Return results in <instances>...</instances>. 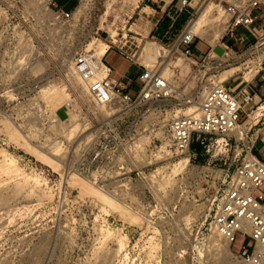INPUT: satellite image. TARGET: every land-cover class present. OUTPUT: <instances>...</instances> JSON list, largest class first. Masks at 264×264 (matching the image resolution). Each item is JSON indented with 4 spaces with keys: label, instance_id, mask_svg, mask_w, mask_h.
Listing matches in <instances>:
<instances>
[{
    "label": "rangeland",
    "instance_id": "rangeland-1",
    "mask_svg": "<svg viewBox=\"0 0 264 264\" xmlns=\"http://www.w3.org/2000/svg\"><path fill=\"white\" fill-rule=\"evenodd\" d=\"M146 2L0 0V264H243L241 233L221 254L224 241L212 223L218 193L203 179L207 165L227 160L232 169L236 152L219 156L214 144L207 152L195 138L188 154L166 156L163 131L168 113L187 115L188 101L200 102L212 81L228 80L239 91L263 80L264 30L233 46L228 59L226 17L218 38L196 37L218 55L192 64L179 35L191 18L190 26L217 15L219 0H191L186 23L165 42L153 35L158 16L142 10ZM127 40L123 51L141 69L165 73L173 97L110 107L90 98L73 70L75 55L89 43L99 51ZM148 43L158 61L147 60ZM181 59L185 67L176 64ZM104 62L113 75L127 68L115 48ZM71 100L70 120L63 108L59 119L57 109ZM257 115L247 121L255 123L252 140L264 132ZM182 158L190 166L176 171Z\"/></svg>",
    "mask_w": 264,
    "mask_h": 264
},
{
    "label": "built area",
    "instance_id": "built-area-1",
    "mask_svg": "<svg viewBox=\"0 0 264 264\" xmlns=\"http://www.w3.org/2000/svg\"><path fill=\"white\" fill-rule=\"evenodd\" d=\"M219 2L229 16L226 34L233 40V44H223V56L229 59L233 46L246 40L243 34H239L240 28L248 29L254 35L264 30V0ZM191 6V0H180L177 12L189 11ZM59 14L69 19L72 12L60 8ZM192 20L193 18L181 31L178 48L185 47L181 50L182 55L192 64H198L190 47L197 37L189 29ZM93 43L97 44L96 41ZM127 43L128 40L118 48L132 59L123 51ZM89 44L75 55L73 70L96 104L107 107L115 103L132 106L138 102L162 101L174 96L173 84L157 67L147 65H143L144 68L137 78L139 88L136 95L132 94L122 81L113 77L112 68L104 62L105 55L112 45H109L103 55H99L96 47L89 48ZM212 53L216 52L212 50ZM21 56L22 53L19 54V57ZM227 81H212L201 93V100L195 113L188 115L175 113L172 116L168 113L163 131L167 151L163 153L166 156L186 155L191 152L195 138L200 140L203 147H208L207 152L214 144L219 149V156L234 149L236 155L232 169L223 166L227 164V160L222 162L219 168L211 165L204 168L203 179L206 187L218 193L213 203L215 205L213 227L216 233L230 242L231 246L239 233L247 237V243L236 251L243 264H264V160L254 152L251 131L255 123L247 124L251 116L257 113V122L264 119V100H257L255 92L248 85L249 81H246L247 85L239 91H235L234 86L228 85ZM71 106L73 102L60 106L56 111L57 117L62 120L58 111L63 108L67 113L64 119L68 120ZM206 136L221 138L211 141Z\"/></svg>",
    "mask_w": 264,
    "mask_h": 264
},
{
    "label": "crops",
    "instance_id": "crops-1",
    "mask_svg": "<svg viewBox=\"0 0 264 264\" xmlns=\"http://www.w3.org/2000/svg\"><path fill=\"white\" fill-rule=\"evenodd\" d=\"M146 1L147 2L145 4V6L142 7V10H144V12H150V14H152L153 17L156 15L158 16V18L156 19V22L152 23L153 28L156 26V29L153 32V35H157L159 39H161L163 42H165V40L171 38V34L177 32V30L173 28V24H174V21L176 20V18L179 16L180 13L177 12V9L173 10L171 8V6L175 0H146ZM147 8H149L150 10H147ZM166 17H167V19H169L170 24L165 29V32L162 35H160L156 30H157L158 26L163 24L162 22L164 21V18H166ZM257 26L260 27V25H257ZM240 29L242 31L241 34H243L246 37V40H249L251 37L254 36V34L250 30L244 29V28H240ZM178 31H181V29ZM190 47L193 51V57L196 60H202L204 58V56L207 53H209V50L211 49L210 45H208V43H206L202 39H198V38L194 39V41L190 45ZM113 48H115L117 50L118 55L125 62H127V68H125L124 72L120 75H113L114 74V71H113V73H112L113 77L119 81H122L127 86V90L130 91L132 94L136 93L137 90H136V88L132 82L135 81L137 86H138V82H137L138 79L137 78H138L139 74L141 73V68L139 67V65L136 61H133L127 55L123 54V52L116 46L110 47V49L107 51V53L105 55V58ZM105 58H104V60H105ZM112 70H113V68H112ZM249 87L252 91L255 92L257 100L258 99L264 100V79L263 80L260 79L257 84H255L254 86H249ZM65 113H66V111H65ZM66 115H67V113H66ZM253 141H254V152H255V154L264 160V132L256 133ZM263 189H264V187H263Z\"/></svg>",
    "mask_w": 264,
    "mask_h": 264
},
{
    "label": "bare ground",
    "instance_id": "bare-ground-1",
    "mask_svg": "<svg viewBox=\"0 0 264 264\" xmlns=\"http://www.w3.org/2000/svg\"><path fill=\"white\" fill-rule=\"evenodd\" d=\"M217 9H218V14L217 15H213L211 14L210 12V15H206L205 17H203L201 19L200 22H193L191 26H189V29L191 30V32L201 38H206V39H209V38H212V37H215L218 38L220 36V30L219 27H221L222 25V21H225L226 17H228L229 19V16L225 13V11L221 8V6H217ZM228 21V20H227ZM224 33V32H223ZM106 52V49H101L98 51L99 55H103L104 53ZM147 60L148 61H158V55L156 53V50H155V46L153 43H148L147 45ZM227 58V57H226ZM175 63V62H173ZM176 64L179 66H182V67H185V63H184V60L181 59L180 61L176 62ZM176 65V66H177ZM235 68L233 69H230V70H227L226 72L223 73L222 75V79L223 80H226L228 79L229 77H227L226 75L230 72H232V70H234ZM169 70V68L166 69V71ZM254 72H256L255 70H251V72L247 73V76L248 78H250ZM164 76L166 78H168L165 73H163ZM250 75V77H249ZM169 79V78H168ZM79 83L81 84L82 87H85V85H83L80 80L78 79ZM219 82V81H218ZM223 82V81H221ZM175 89V87H174ZM206 89V88H205ZM86 92H87V89H86ZM175 92V91H174ZM200 100H201V97H200ZM73 102L72 100L69 102L67 101V103H71ZM189 103H192L191 104V107H189L187 109V112L186 114H192V113H195L196 110H197V106L199 104V102L197 101H194V100H191L188 101ZM66 103V104H67ZM100 107H105L103 105H100L98 104ZM115 105H118V103H115ZM70 114V113H69ZM70 118H71V115H70ZM69 118V120H70ZM58 119V118H57ZM67 121V120H66ZM189 153V152H188ZM187 153V154H188ZM190 166V162H189V158H182L180 159V161L176 164L175 166V170L176 171H180V170H183V169H187L188 167ZM219 237H221L219 234H218ZM221 239H223L221 237ZM224 241V245H225V250L221 249V254H223L224 252H230V242L226 241L225 239H223ZM233 252V251H232ZM233 255V254H232ZM226 258V257H225ZM228 260V259H227ZM241 261V260H240Z\"/></svg>",
    "mask_w": 264,
    "mask_h": 264
},
{
    "label": "trees",
    "instance_id": "trees-1",
    "mask_svg": "<svg viewBox=\"0 0 264 264\" xmlns=\"http://www.w3.org/2000/svg\"><path fill=\"white\" fill-rule=\"evenodd\" d=\"M187 17L184 15V13L179 14V16L176 18L173 24V28L176 29L177 31L182 28V26L186 23ZM163 24L158 26L157 32L162 35L165 32V29L169 26L170 21L169 19L164 18V21L162 22ZM185 48V47H182Z\"/></svg>",
    "mask_w": 264,
    "mask_h": 264
}]
</instances>
